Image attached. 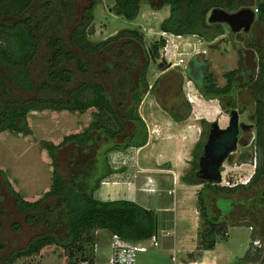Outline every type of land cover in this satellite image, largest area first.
<instances>
[{"label": "trees", "instance_id": "obj_1", "mask_svg": "<svg viewBox=\"0 0 264 264\" xmlns=\"http://www.w3.org/2000/svg\"><path fill=\"white\" fill-rule=\"evenodd\" d=\"M80 1L0 0V132L31 134L28 121L31 110L83 113L95 108L84 130L66 134L59 143L44 141L53 171L52 184L42 197L28 200L6 180L16 209L26 215L29 223L42 229L38 228L27 245L16 247L10 256L0 255V264L32 256L49 244L60 245L67 251L68 264L94 261L95 232L100 228L131 241L159 235L158 211L128 199L102 200L95 192L116 170L110 161L111 152L147 143L148 126L139 112L145 94H154L177 121L190 115L192 104L182 89L184 74L177 67L172 76L162 75L163 84L158 78L150 86L147 78L150 61L159 58L166 38L156 39L148 48L138 28H124L94 41L89 34L99 0H82L84 6L79 13ZM141 3L142 0H115L111 10L132 20L138 16ZM161 3L170 5V14L160 27L177 35L199 34L212 40L223 34V23L208 20V12L215 7L228 11L257 7V20H264V0H161ZM250 45L259 50V68L240 85L250 87L255 97L253 140L257 164L253 175L248 183L232 186L203 181L197 176L211 123L203 119L205 139L198 141L192 168L182 176L186 183L203 184L198 191V203L205 223L200 230V243L206 248L224 239L230 225L255 224L254 240L257 233L264 239V37L262 41L254 39ZM236 72L238 69L224 74L225 85H219L206 74L203 95L219 98L223 109L236 107L237 101L232 96ZM226 96L229 100H224ZM65 145H71L75 154L62 165L59 149ZM247 156L242 153L241 158ZM0 213H3L1 203ZM19 226L15 223L14 228ZM6 246L0 241V251ZM262 253L264 263L261 246L249 249L244 259L257 261Z\"/></svg>", "mask_w": 264, "mask_h": 264}, {"label": "rangeland", "instance_id": "obj_2", "mask_svg": "<svg viewBox=\"0 0 264 264\" xmlns=\"http://www.w3.org/2000/svg\"><path fill=\"white\" fill-rule=\"evenodd\" d=\"M254 1V0H253ZM115 0H99L94 7V21L91 25L89 37L94 41H100L110 35L115 34L124 28H138L144 35L146 46L150 48L152 42L160 37L166 38V45L160 49L159 58H153L150 61L147 78L150 86L153 85L156 79L160 78V84L165 82L162 75H173L177 67H161L159 62H167L172 60L180 62L184 65L180 70L184 74L183 94L192 104L190 115L185 118L182 123L199 131V138L189 150V166L184 171L188 173L192 168L193 150L200 139H205L202 131L206 129V123L203 119L209 121L219 120L221 126H226L230 117V109H223L217 106L211 107L210 103L204 102L205 97L198 88V85L189 78L186 67L188 63L198 57H192L198 49H205L201 54V58L207 61V74L211 75L219 85H224L227 80L224 74L239 67L241 59V51L244 48L250 47V43L257 39L262 41L264 37V20L256 18L248 31L241 30L233 32L228 23L224 22V33L216 36L212 40H208L199 34H182L162 33L160 23L163 18L170 14V5H162L161 0H142L141 10L135 19H127L126 17L114 13L111 8ZM80 10L84 6L83 1H80ZM211 11L208 12L209 17ZM255 69L253 73H257ZM237 73V72H236ZM232 96L237 101L236 109L240 112V123L242 124V132L239 136L237 149L232 152L222 166L223 180L220 182L226 185V180L231 183H248L253 175L256 166L254 165V157L257 155L255 140V97L254 92L248 86H235ZM193 94L201 98V101L196 102L193 97L190 100L189 95ZM147 101L157 103V108L168 112L162 107L156 96L152 93L145 94ZM144 96V98H145ZM143 98V100H144ZM206 98V97H205ZM229 96L224 97V100H229ZM167 100V96H163ZM142 100V101H143ZM221 105L219 98L216 101ZM217 102V103H218ZM148 103L143 107V111L147 110ZM214 105V104H213ZM146 106V107H145ZM209 106V108H208ZM140 108V106H139ZM95 108L90 107L85 112H71L69 110H31L28 114V121L33 132L25 135L11 131L0 132V203L2 204L3 213H0V241H4L7 246L0 251V255L8 257L16 247L27 245L30 239L38 233V228L35 223H29L25 214H21L15 207L14 195L7 187L6 180L8 179L13 187L20 194L31 201H34L44 194L52 184V158L47 149L44 147L45 140H52L59 143L63 137L71 132L84 130L93 118ZM209 111V112H208ZM140 112V111H139ZM207 112V114H205ZM148 113V112H147ZM169 113V112H168ZM209 117L205 115H208ZM170 114V113H169ZM142 115V114H141ZM143 117V116H142ZM154 119L151 118V121ZM149 131V129H148ZM169 133H176V128H166ZM188 142L186 140H174L167 144V150L174 156L183 155L186 151ZM242 153H247V158H241ZM74 153L71 145L62 146L59 149V161L62 165L66 164L68 159ZM248 182H241L246 181ZM264 182V180H263ZM202 187L203 184H200ZM201 189V188H200ZM168 192V191H167ZM173 195H169L171 198ZM202 212V208H200ZM237 216V215H236ZM238 219V218H237ZM201 224L205 225L204 217L201 213ZM15 223L20 226L15 229ZM246 225V224H245ZM241 226L233 231L230 247L237 241L242 240L245 244L242 246L244 250L241 257H236L234 260L225 261L222 264H245L244 259L246 251L254 244V236L247 226ZM249 226V225H248ZM42 229V228H39ZM252 230H257L256 225L252 226ZM107 233V237L109 233ZM235 233L237 236L235 237ZM96 234V233H95ZM258 243L254 245L261 246L264 250V239L259 233ZM63 235V234H61ZM261 237V238H260ZM102 236L100 237V240ZM105 239V237H104ZM102 244V243H101ZM253 245V246H254ZM91 246V244L89 245ZM255 252V251H252ZM88 253V252H87ZM262 255L257 261H252L253 264H264ZM138 264H178L173 260L170 251L164 249L162 245L151 246L148 251L139 252L137 256ZM261 262V263H260ZM3 264V263H1ZM11 264H68L67 251L60 245L49 244L44 246L39 253L32 256H24L17 258ZM83 264V261L81 262Z\"/></svg>", "mask_w": 264, "mask_h": 264}, {"label": "crops", "instance_id": "obj_3", "mask_svg": "<svg viewBox=\"0 0 264 264\" xmlns=\"http://www.w3.org/2000/svg\"><path fill=\"white\" fill-rule=\"evenodd\" d=\"M162 33L170 34L165 31ZM204 50L202 49L201 52ZM173 64L181 65L180 62ZM146 97L141 102L139 111L149 129L147 143L143 146H131L126 150L111 152L110 161L116 170L102 181L95 192L96 197L102 200L128 199L158 211L159 245L169 250L173 260L178 264H222L241 257L240 254L244 252L242 246L245 243L242 240L237 241L233 245L237 249L229 245L233 231L240 225H230L226 237L219 239L211 248L203 247L200 243L202 220L198 191L201 185L189 184L182 179L184 171L189 166V150L199 138V131L183 125V120H175L168 112L157 108L156 102L147 101ZM189 97H194L196 102L201 101L200 97L191 93ZM214 99L216 103H213ZM214 99L203 97L202 100L207 103L212 102L214 105L210 103L211 107L221 108L218 100L216 101L217 98ZM146 102L148 105L144 113L143 107ZM205 116L210 118L209 113ZM151 118L154 120L151 121ZM166 128L170 130L176 128L177 131L169 133ZM178 139L186 140L188 145L183 155L174 156L167 150L166 145ZM170 194L173 195L171 198ZM243 225L245 224L241 226ZM245 226L249 227L253 235L252 226ZM163 230H168L170 233L167 234ZM105 231L109 233L108 237ZM95 233V260L104 262L111 254L113 234L103 228L96 230ZM234 235L236 237L237 233ZM254 244L252 243L249 249L258 246ZM247 262L245 264H253L252 261Z\"/></svg>", "mask_w": 264, "mask_h": 264}, {"label": "water", "instance_id": "obj_4", "mask_svg": "<svg viewBox=\"0 0 264 264\" xmlns=\"http://www.w3.org/2000/svg\"><path fill=\"white\" fill-rule=\"evenodd\" d=\"M256 18V12L251 6H244L236 11H228L222 7H215L211 10L208 17L210 22L228 23L233 32L244 29L248 31ZM246 64L251 69L258 66L256 61V51L252 47H247L243 51ZM161 61L159 65L163 67ZM195 60L192 59L188 64V75L197 79L198 70L195 69ZM206 69V64L201 66V70ZM203 90V86L201 85ZM240 123V112L233 108L230 113L229 121L226 126H221L219 120H212L209 125V133L204 144L203 153L199 158V167L196 171L197 176L203 181H213L220 183L223 180L224 162L229 155L237 149L239 136L242 132Z\"/></svg>", "mask_w": 264, "mask_h": 264}, {"label": "built area", "instance_id": "obj_5", "mask_svg": "<svg viewBox=\"0 0 264 264\" xmlns=\"http://www.w3.org/2000/svg\"><path fill=\"white\" fill-rule=\"evenodd\" d=\"M254 11L257 13L258 8L255 7ZM192 100V97H189ZM257 164V155L254 157V165ZM224 170L222 171L223 174ZM224 177V176H223ZM246 181L241 182H248ZM238 183V182H237ZM237 183H231L229 180H226V185L232 186ZM163 232L169 234L170 231ZM259 240H254L255 243H258ZM160 244L158 233L153 234L151 237L131 241L121 237L118 234H113V241L111 242V254L110 257L104 262H97L96 260L90 261L85 260L83 264H138L137 256L139 252L148 251L151 246H158Z\"/></svg>", "mask_w": 264, "mask_h": 264}, {"label": "flooded vegetation", "instance_id": "obj_6", "mask_svg": "<svg viewBox=\"0 0 264 264\" xmlns=\"http://www.w3.org/2000/svg\"><path fill=\"white\" fill-rule=\"evenodd\" d=\"M252 7V6H251ZM242 30H244V29H242ZM241 31V30H240ZM250 47H252V48H254L255 49V51H256V61H257V63H258V66H257V68H255V69H258L259 68V63H260V53H259V50L256 48V47H253V46H251L250 45ZM245 49V48H244ZM244 49L241 51V59H240V65H239V67H237V68H235V69H238V72L236 73V75L234 76V80H235V83H236V85L235 86H238V85H240L241 83H243L244 81H245V79L248 77V76H250V75H252L253 74V72H254V70L255 69H251L249 66H247V64H246V58L244 57V53H243V51H244ZM201 54H203L202 52H201V50L200 51H197L196 53H194V55L192 56V57H198L196 60H195V69L196 70H198V73H197V82L196 81H194L197 85H198V88H199V90L201 91V93H202V89H201V85L203 86V89H204V82L206 81V78H205V75L207 74V68H208V65H207V61L206 60H204V59H202L201 58ZM161 62V61H160ZM159 62V63H160ZM164 64V66H166V67H180V68H182V66L179 64H173L174 62L173 61H171V60H168L167 62H163ZM189 64V63H188ZM204 64H206V69L205 70H201V66L202 65H204ZM187 69H186V72L188 71V65H187V67H186ZM231 70H234V69H231ZM230 71V70H229ZM188 74V73H187ZM225 77V76H224ZM225 79L227 80V78L225 77ZM192 80V79H191ZM215 82L217 83V81L215 80ZM227 84V83H226ZM225 85V84H224ZM235 88L236 87H234V90H235ZM233 90V91H234ZM227 97V96H226ZM222 107V106H221ZM233 108H235V107H231V109H230V113H231V110L233 109Z\"/></svg>", "mask_w": 264, "mask_h": 264}, {"label": "bare ground", "instance_id": "obj_7", "mask_svg": "<svg viewBox=\"0 0 264 264\" xmlns=\"http://www.w3.org/2000/svg\"><path fill=\"white\" fill-rule=\"evenodd\" d=\"M193 101V100H192Z\"/></svg>", "mask_w": 264, "mask_h": 264}]
</instances>
